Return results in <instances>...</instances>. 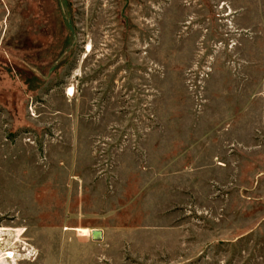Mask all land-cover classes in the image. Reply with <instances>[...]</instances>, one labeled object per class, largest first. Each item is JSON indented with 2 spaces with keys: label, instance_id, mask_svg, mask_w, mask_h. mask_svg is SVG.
<instances>
[{
  "label": "rangeland",
  "instance_id": "374dc122",
  "mask_svg": "<svg viewBox=\"0 0 264 264\" xmlns=\"http://www.w3.org/2000/svg\"><path fill=\"white\" fill-rule=\"evenodd\" d=\"M0 264H264V0H0Z\"/></svg>",
  "mask_w": 264,
  "mask_h": 264
},
{
  "label": "water",
  "instance_id": "95a60500",
  "mask_svg": "<svg viewBox=\"0 0 264 264\" xmlns=\"http://www.w3.org/2000/svg\"><path fill=\"white\" fill-rule=\"evenodd\" d=\"M90 235L93 241H100L102 239V231L100 230H92Z\"/></svg>",
  "mask_w": 264,
  "mask_h": 264
},
{
  "label": "bare ground",
  "instance_id": "6f19581e",
  "mask_svg": "<svg viewBox=\"0 0 264 264\" xmlns=\"http://www.w3.org/2000/svg\"><path fill=\"white\" fill-rule=\"evenodd\" d=\"M11 254H7L6 258H10Z\"/></svg>",
  "mask_w": 264,
  "mask_h": 264
}]
</instances>
